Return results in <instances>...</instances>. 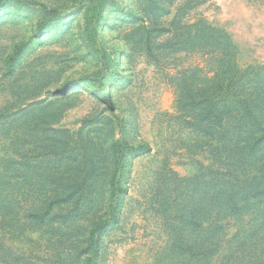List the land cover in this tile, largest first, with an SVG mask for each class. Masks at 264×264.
<instances>
[{"label": "rangeland", "instance_id": "obj_1", "mask_svg": "<svg viewBox=\"0 0 264 264\" xmlns=\"http://www.w3.org/2000/svg\"><path fill=\"white\" fill-rule=\"evenodd\" d=\"M208 28L239 69L264 64V0H0V264H76L68 252L116 206L114 175L120 216L96 236L97 264H153L165 212L218 168L221 143L178 109L215 67Z\"/></svg>", "mask_w": 264, "mask_h": 264}, {"label": "trees", "instance_id": "obj_2", "mask_svg": "<svg viewBox=\"0 0 264 264\" xmlns=\"http://www.w3.org/2000/svg\"><path fill=\"white\" fill-rule=\"evenodd\" d=\"M208 30L205 48L216 63L212 75L204 76L202 90H196L200 96L196 92L191 96V90L187 102L179 92L178 109L194 115L193 129L202 136L199 141L221 143L216 153L218 168L207 166L187 180L192 192H184L174 200V210L165 212L168 239L153 264H212L213 260L216 264H264V64L239 69L227 35ZM18 53L16 49L6 59L9 68ZM103 98L113 109L110 96ZM142 149L149 147L135 151ZM116 185L114 175L110 197L116 206L109 209L105 221L93 225L87 246L77 256L68 252L72 263L97 264L96 236L120 216ZM3 197L5 205L8 193ZM245 216L252 217L253 223L230 234L229 220Z\"/></svg>", "mask_w": 264, "mask_h": 264}]
</instances>
